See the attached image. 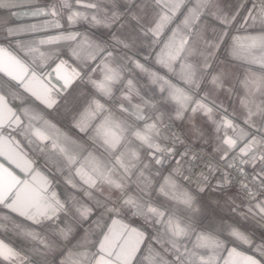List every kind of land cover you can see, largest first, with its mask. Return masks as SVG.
<instances>
[{
	"label": "snow or ice",
	"instance_id": "6c2138e0",
	"mask_svg": "<svg viewBox=\"0 0 264 264\" xmlns=\"http://www.w3.org/2000/svg\"><path fill=\"white\" fill-rule=\"evenodd\" d=\"M11 6L45 20L0 25V232L40 260L0 239V264H264V236L204 227L196 195L235 185L230 211L264 225V0L230 10L222 0ZM125 20L135 21L127 32ZM82 22L109 34L82 33ZM237 64L242 95L229 113L213 93L233 95ZM189 114L210 126L213 155L172 130Z\"/></svg>",
	"mask_w": 264,
	"mask_h": 264
},
{
	"label": "crops",
	"instance_id": "0c3cea01",
	"mask_svg": "<svg viewBox=\"0 0 264 264\" xmlns=\"http://www.w3.org/2000/svg\"><path fill=\"white\" fill-rule=\"evenodd\" d=\"M5 2L9 3L10 6L8 7H0V25L7 24L11 27H25L28 25L33 24H41L44 22L45 18L41 16H34L31 14V12L26 7H12L11 4H26L28 0H5ZM33 3H42V0H32ZM107 2V0H105ZM121 9H123V5L125 3V0H119ZM237 0H222V6L225 8V10H230L233 5H235ZM125 28L123 31L127 32L131 30L132 25L135 24V21H128L125 20ZM214 21H211L209 18V25L214 24ZM120 25H115L113 30L119 29ZM76 29L82 33H94L97 36H101L103 38H106L109 34V29H105L102 27H91L87 23H80L76 25ZM258 31V29H256ZM248 32H253L252 28L248 29ZM235 35H245L246 33L244 30H240L239 32H235ZM208 35H211V27L208 29ZM233 71V78L230 81V84L227 85L228 87L233 88V95L231 97H228L225 93L220 92L219 94H216L215 92L213 95L217 99V102L223 101L224 106L228 109L229 113H231L234 109H238L239 107V97L242 95V88L239 86V84L236 81V77L238 75H242L243 68L240 65H235L232 68ZM211 87V86H209ZM81 88H83V85H81ZM67 95V94H66ZM70 104V107H78L81 103H83V96H80L78 94H74L71 97H68ZM180 125L181 130L184 134V136L189 139L191 142L199 145H203L207 147L211 154L213 155V147L215 144L214 139V133L211 131L210 126H208L204 118L197 115H191L189 114V118L185 120H175L172 121ZM142 126V125H141ZM199 129L200 134L196 135L195 131ZM251 131L256 132L257 135L259 133L256 131V129H252ZM47 171V170H45ZM249 172H251V169H248ZM221 179L218 178V180ZM215 185V184H214ZM56 190L58 194L61 196L65 195L66 193V187L60 182H57L55 185ZM185 187H188L189 189L194 191L195 186L194 185H185ZM237 189L232 185L227 188L216 189L213 190V188L206 189L203 193H196L197 199H198V205L201 204V202H207L208 205V211H209V218L210 222L207 225H204L206 228H213V227H220L222 225H235L240 228L241 231H245L246 233L250 234L257 242L260 241V238L264 236V225L259 223L256 220H241L239 216L234 215L231 211V205L225 204V200L229 195H235ZM237 203L241 204V211L244 210V205L241 200H237ZM220 214L219 222H216L217 215ZM95 219V215L90 218L88 221L83 222L82 224H76V230L78 235H82L83 232L88 229L91 224L92 220ZM110 221H108L109 223ZM126 223H130L132 226H138L139 224L132 223L130 220L125 219ZM15 236V237H14ZM0 238L4 239L6 242L11 243L13 246L17 247L18 249H22L24 252L27 253V256L32 261H39L40 257L37 255H34L31 251V246L28 245L26 242L20 240L14 233L11 232H0ZM19 240V241H18ZM233 246V245H229ZM191 247V246H189ZM238 251H247L246 246L244 245H236ZM247 254H252L251 252H248ZM226 255V253H224ZM51 259V257H49Z\"/></svg>",
	"mask_w": 264,
	"mask_h": 264
},
{
	"label": "built area",
	"instance_id": "2783aa9c",
	"mask_svg": "<svg viewBox=\"0 0 264 264\" xmlns=\"http://www.w3.org/2000/svg\"><path fill=\"white\" fill-rule=\"evenodd\" d=\"M167 123H168V122H167V120H166V124H167ZM171 126H172V130L178 132V133L180 134L181 138L184 139L186 143L191 144V145H192V148H193L196 152L201 153V154L205 155L206 157L212 155L211 152H210V150H209L207 147H205V146H203V145L195 144V143L191 142L189 139H187V138L184 136V134H183V132H182L181 127H180L179 124H177V123H175V122H171ZM165 131H168L167 127L165 128ZM218 178H220L219 175H217V176L213 179V181H212L213 185L216 183V181L218 180ZM233 186L236 188L235 185H233ZM208 189H209V188H208ZM236 189H237V188H236Z\"/></svg>",
	"mask_w": 264,
	"mask_h": 264
},
{
	"label": "rangeland",
	"instance_id": "374dc122",
	"mask_svg": "<svg viewBox=\"0 0 264 264\" xmlns=\"http://www.w3.org/2000/svg\"><path fill=\"white\" fill-rule=\"evenodd\" d=\"M200 208H201V212H202V224L207 225L210 221L209 218V211H208V205L207 202H201V204H199ZM128 220H130L132 223H136V224H141L142 221H139L138 219L135 218H126ZM220 219V214L217 215V219L216 222L218 223ZM189 246H191V244L189 243Z\"/></svg>",
	"mask_w": 264,
	"mask_h": 264
},
{
	"label": "water",
	"instance_id": "95a60500",
	"mask_svg": "<svg viewBox=\"0 0 264 264\" xmlns=\"http://www.w3.org/2000/svg\"><path fill=\"white\" fill-rule=\"evenodd\" d=\"M54 82L57 83L58 86L60 85V82H59V81H55V80H54ZM17 171H18V170H17ZM21 175H22V174H21ZM109 223H110V222H109ZM0 239H2V238H0Z\"/></svg>",
	"mask_w": 264,
	"mask_h": 264
},
{
	"label": "bare ground",
	"instance_id": "6f19581e",
	"mask_svg": "<svg viewBox=\"0 0 264 264\" xmlns=\"http://www.w3.org/2000/svg\"><path fill=\"white\" fill-rule=\"evenodd\" d=\"M9 233V232H8ZM15 237V236H14ZM19 241V240H18Z\"/></svg>",
	"mask_w": 264,
	"mask_h": 264
}]
</instances>
